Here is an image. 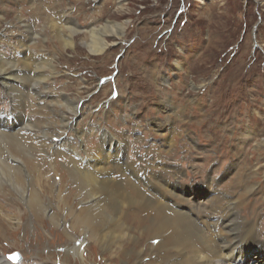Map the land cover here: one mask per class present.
Masks as SVG:
<instances>
[{
    "label": "rangeland",
    "instance_id": "rangeland-1",
    "mask_svg": "<svg viewBox=\"0 0 264 264\" xmlns=\"http://www.w3.org/2000/svg\"><path fill=\"white\" fill-rule=\"evenodd\" d=\"M60 13L77 31L72 48L61 47L43 21L47 16L56 20ZM18 17L30 20L45 47L58 57V74L50 80L53 100L64 103L63 93L82 102L77 107L80 119L67 110L49 115L58 122L50 127L65 133L59 147L68 142L76 157L85 159L86 147L100 143L107 130L123 144L125 161H148L139 167L147 179L151 175L145 169L154 166V172L162 164L169 172L163 175L167 188L200 189L213 182L215 194L241 171L243 159L250 160L244 173L259 172L250 182L257 190L252 198L264 199V0H0V32L22 29ZM106 22L129 23L122 38L106 36L108 48L91 54L84 45L86 32ZM0 45L11 54L9 45ZM40 113L32 106L25 111L32 120ZM169 142L171 148L166 147ZM47 154L53 156L50 150ZM55 161L62 168L65 159ZM61 185L57 193L61 188L70 204L83 205L78 190L72 195L69 180ZM148 235L137 236L136 244L124 239L114 251L85 243L82 249H88L79 257L65 250L71 243L62 227L30 223L26 231L11 234L13 242L21 239V246L8 245L5 252L9 258L19 255L20 262L33 259L28 249H37L68 257L71 264H118L123 250L153 254L158 245Z\"/></svg>",
    "mask_w": 264,
    "mask_h": 264
},
{
    "label": "bare ground",
    "instance_id": "bare-ground-1",
    "mask_svg": "<svg viewBox=\"0 0 264 264\" xmlns=\"http://www.w3.org/2000/svg\"><path fill=\"white\" fill-rule=\"evenodd\" d=\"M56 15L58 20L47 16L43 21L50 24V34L54 32L60 39L61 47L72 48L77 31L63 21L64 14ZM18 21L22 29L0 32V43L11 49V54L0 50V198L4 199L0 204V264H71L68 257L37 253V249H28L34 253L31 260H11L6 248L20 247L22 243L21 239L13 242L11 234L18 229L26 231L30 223L35 227H62L71 243L65 250H74L79 257L88 249H82L85 243L99 244L108 251L124 239L136 244L137 236L143 234L156 240L158 246L152 247L153 254L123 250L121 256L117 255L118 264H128L129 260L132 264H264V202L260 201L264 199L252 198L257 190L250 187V182L259 172L255 168L244 173L250 160L243 159L241 171L215 194L213 182L200 189L167 188L163 175L168 169L162 164L154 172V166L146 168L151 175L147 179L139 167L148 161H125L121 156L123 144L107 130L101 133L103 140L97 145L90 146L88 142L85 159H78L67 141L63 147L68 149L63 151L59 146L65 133L50 127L58 122L49 115L67 110L74 119H80L77 107L82 106L81 99L62 93L64 103L53 100L50 80L58 74V57L45 47L36 34L40 30L33 29L30 20L18 17ZM61 21L64 24L60 25ZM127 23L106 22L101 28L90 29L84 45L91 54L103 53L108 48L104 38H122ZM29 106L41 110L34 120L25 114ZM166 147L171 148L172 143ZM114 148L116 152L112 154ZM49 150L53 156L47 154ZM57 158L65 159L62 168L56 165ZM49 160L53 162L42 170ZM66 180L73 185L72 195L78 190L83 205L74 206L69 203V195L61 194V184ZM57 184L61 185L58 193ZM230 193L240 197L233 199ZM146 258H150L148 263L143 262Z\"/></svg>",
    "mask_w": 264,
    "mask_h": 264
},
{
    "label": "water",
    "instance_id": "water-1",
    "mask_svg": "<svg viewBox=\"0 0 264 264\" xmlns=\"http://www.w3.org/2000/svg\"><path fill=\"white\" fill-rule=\"evenodd\" d=\"M10 259L11 260L13 259V261H16V262L21 261V257L19 255H16V254L11 256Z\"/></svg>",
    "mask_w": 264,
    "mask_h": 264
}]
</instances>
